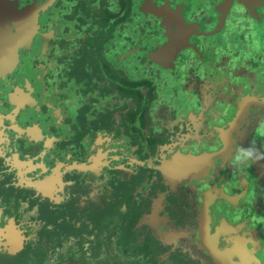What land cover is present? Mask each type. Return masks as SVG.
Instances as JSON below:
<instances>
[{
	"label": "flooded vegetation",
	"instance_id": "flooded-vegetation-1",
	"mask_svg": "<svg viewBox=\"0 0 264 264\" xmlns=\"http://www.w3.org/2000/svg\"><path fill=\"white\" fill-rule=\"evenodd\" d=\"M9 1L21 12L42 9L39 31L20 48L16 69L0 78V264H50L59 249L58 264H89L78 259L83 252L93 257L98 247L108 255L107 264H150L146 248L158 264H179L188 257L198 264H264V7L251 13L238 0L230 11L226 0H124L133 23L120 36L137 45L135 52L143 43L145 60L151 61L149 43L156 50L168 42L163 20L146 13L145 5L157 10L168 5L187 25L214 34L190 40L198 50H183L168 72L151 65L145 73L168 91L169 96H160V108H170L174 122L192 117L194 124L206 126L214 116L220 126L201 135L179 133L166 126L162 115L156 113L153 124L151 111H143L140 120L149 128L140 130L142 141L134 142L127 132L122 150L112 144L102 158L105 149L93 150L92 133L99 122L93 115L94 96L106 89L112 67L103 49L113 30L108 31L106 20L98 32L103 39L96 59L94 18L111 13V0ZM236 27L245 29L242 35ZM166 75L177 77L168 87ZM215 100L219 116L203 117L204 107ZM219 128L227 132L221 136ZM46 146L54 147L51 155L61 162L32 165L30 160ZM203 152L213 159L200 180L183 176L177 182L167 176L169 164L173 171L183 166L172 160L177 153ZM208 194L213 201L203 234Z\"/></svg>",
	"mask_w": 264,
	"mask_h": 264
},
{
	"label": "crops",
	"instance_id": "crops-1",
	"mask_svg": "<svg viewBox=\"0 0 264 264\" xmlns=\"http://www.w3.org/2000/svg\"><path fill=\"white\" fill-rule=\"evenodd\" d=\"M112 11L110 15V21L108 20V31L113 30V34L108 37V44L105 45V49H103V52L108 55V62L111 64V70L108 68V82L105 84L106 89L104 90V87H101L102 91L99 89L96 90V95L95 97V108L93 109V115L94 118L99 121L98 126L92 133V139L95 141V146L93 147V150H106L105 156H101L102 158H106L108 154V149L109 151L112 150L114 145L115 150L121 151L124 143L128 141L129 136L127 135V130L132 129L131 127L138 128L134 123H131V127L128 124V117H129V112L132 111L133 107L135 108L134 110L138 109V104L136 105V102L132 96V94L135 92V89H137L139 86L143 89L144 94L149 98L151 96V99H149V103L151 104V108L149 111H151V116L153 115L152 118H150L153 121V124H155L156 120L158 119V116L155 120L154 115L158 112L157 115L160 114L162 117L165 118L166 121V126H169L170 128H175L180 129V132H185L188 131L190 133L196 132L201 135L202 132L206 133V130H208L210 127L214 128L216 126L219 127L220 125H216L219 122L217 121L218 119H213L208 120V125L203 126L201 123L199 124L196 122L194 124V119L192 117H188L187 120L180 119L178 117V122H174V119H171V116L169 115L170 110L168 109L166 111V107L164 109L160 108V101L162 98L160 96H169V93L165 88L164 85L159 84L158 80L154 76L146 75L145 70L146 68H151V65H156L158 67H161L162 69L165 68L164 70H167V72L171 69H173V64H171V51L167 50H161L158 52L156 55L154 61L151 62L148 60H145V51L142 49L144 44L142 43L141 48H139L136 52V48H132L133 46L137 47V45H134V43L130 42L126 44L125 38H121V32H126L125 29H130L133 20L131 18H128L126 20V12H123V4L122 1L120 4L115 5L112 3ZM122 5V6H121ZM128 8V7H127ZM143 10L146 12L149 11L148 6H144ZM135 12V11H134ZM124 13V14H123ZM135 15V14H133ZM130 16H131V11H130ZM264 23V22H263ZM190 26L192 25H186L184 26L185 31L187 32V29H191ZM99 31H96L94 40L98 39L95 44V53H96V59L100 58V44L103 39V36L100 38L98 37ZM168 33V32H167ZM144 39V38H143ZM144 41V40H143ZM152 43V42H151ZM149 43V44H151ZM154 44V43H153ZM150 46L148 49L149 51L154 50V46ZM141 45V44H140ZM160 46L163 44H159ZM162 48V47H161ZM140 49H142L140 51ZM108 51V52H107ZM140 51V52H138ZM134 53L133 56H131ZM139 53V54H138ZM151 62V63H150ZM98 67V66H97ZM99 69V68H98ZM249 69V68H248ZM150 71V70H149ZM99 73V70H98ZM161 73H163L161 71ZM169 75V73H168ZM99 76V74H98ZM167 76V75H166ZM179 80H183L182 77H179ZM165 79L166 85L168 87L171 80L177 79V77H169L167 76ZM148 82V85H147ZM154 84L155 89H153V86L150 84ZM174 85V84H173ZM176 85H174L175 87ZM123 90V91H122ZM103 92L105 93L104 96L102 95ZM171 94V93H170ZM156 95L159 97L156 98ZM99 96H102L99 98ZM175 95H171V97L174 98ZM179 99V98H178ZM181 103V102H180ZM208 102H204V105H206ZM215 103V104H213ZM182 104V103H181ZM209 104V103H208ZM183 105V104H182ZM220 103L218 101H214L210 103V105H206L204 107V116H208V113H214L215 118L219 116L217 114L219 112V107ZM163 111H166L164 114L162 113ZM125 112V113H124ZM217 114V115H216ZM196 114H190V116H195ZM213 115V114H212ZM211 115V116H212ZM209 117V116H208ZM108 120V122H106ZM198 120V119H197ZM196 120V121H197ZM114 121V122H113ZM180 123L178 126L177 124ZM185 121V123H183ZM123 122V124H122ZM132 122V121H131ZM187 122H190L189 124ZM113 123V125H111ZM140 123V122H139ZM163 126V122L161 123ZM169 124V125H167ZM215 125V126H214ZM103 126L102 130L101 127ZM153 127V126H150ZM218 130V128L216 129ZM102 132V133H101ZM68 134H72L71 131H68ZM223 134L221 133V136ZM111 136V137H110ZM84 136L83 134H80L79 138L82 139ZM108 137H110L108 139ZM114 138V139H113ZM104 150V151H105ZM174 149H170L169 153L173 151ZM157 149L155 150V152ZM42 154L40 156H33V158L30 160L32 165H34V162H47L49 165L51 164L53 166V162L56 165L61 162L59 157H55V155H51L52 153L55 154L54 147H44V150H42ZM201 152L200 150H197L196 153ZM101 153V152H99ZM157 153V152H156ZM195 153V154H196ZM182 157L180 155L176 158V160H180L182 162L185 161V157L187 155H191L190 153L186 154L183 153ZM98 156V157H100ZM156 156V154H154ZM184 157V158H183ZM101 158V159H102ZM181 158V159H179ZM46 166V165H45ZM49 168V167H48ZM33 170V169H32Z\"/></svg>",
	"mask_w": 264,
	"mask_h": 264
},
{
	"label": "water",
	"instance_id": "water-1",
	"mask_svg": "<svg viewBox=\"0 0 264 264\" xmlns=\"http://www.w3.org/2000/svg\"><path fill=\"white\" fill-rule=\"evenodd\" d=\"M235 0H226V7L233 5ZM252 5L245 2V0H238V2L246 7V9L254 13L259 8L264 7V2H259V0H249ZM258 1V3H256ZM253 4H255L253 6ZM17 5L9 0H0V78H4L6 75L12 73L19 61H20V54L19 50L21 47H24L27 42L33 41L37 31H39V11L42 9L41 6L39 7H27L21 11L17 9ZM149 11L146 13L154 15L158 17V19L163 20V25L161 26L162 29L169 32L171 36L165 35L167 37L168 42L164 45L159 46L156 50L152 51L148 57L151 61L155 62L154 59L159 51L167 50L171 51V64H175L177 62L179 54L188 48H194L198 50L196 45H191L190 40L196 37H202L204 35H212L213 33H206L204 28L200 25H192L197 29V33H190L189 31L184 32V26L187 24L184 22V19L180 18L176 11L170 12L168 5L165 6L164 9H158L157 6L153 5ZM226 8V9H227ZM230 8V7H229ZM228 8V9H229ZM158 11V12H157ZM161 11V12H160ZM230 11V9H229ZM228 11V12H229ZM160 12V13H159ZM228 12L226 11L223 13L218 30L221 31L225 27L226 17ZM10 23L14 24L13 27L10 26ZM188 26V25H187ZM16 30L14 32L13 30ZM189 33V34H188ZM188 34V37L185 35ZM214 35V34H213ZM185 44V45H184ZM162 47V48H161ZM165 69V68H163ZM243 109V108H242ZM241 109V110H242ZM241 115V112L238 113ZM238 120L237 118L233 121L236 123ZM234 123H230V127L232 128ZM220 132L223 134L227 132L225 129L219 128ZM225 131V132H224ZM224 135V134H223ZM224 143V140H223ZM223 152V148L221 149ZM217 156L219 152L214 153ZM221 154V152H220ZM180 155L177 153V156H173L172 160L176 161V158ZM185 161L182 163L183 166L180 170L173 171L171 168V164H169V169L171 173L168 171L166 172L167 176H173L175 181H179V178H186L193 179V180H200L201 176L206 172H209L212 168V159L213 155L208 153H201L199 155H187L184 156ZM81 169L86 168V164L80 166ZM182 174V175H181ZM205 206L203 208V214L201 216V228L202 233L206 234L209 227V207L211 205V201H213V196L208 194L205 199ZM225 252V251H224ZM213 256L216 258V262L220 261L216 257V253H212ZM225 257H229L228 254L225 252ZM222 263V262H221ZM224 264V263H223Z\"/></svg>",
	"mask_w": 264,
	"mask_h": 264
},
{
	"label": "rangeland",
	"instance_id": "rangeland-1",
	"mask_svg": "<svg viewBox=\"0 0 264 264\" xmlns=\"http://www.w3.org/2000/svg\"><path fill=\"white\" fill-rule=\"evenodd\" d=\"M118 1L124 2V0H111V2L113 4H115V5L118 3ZM128 4L129 3H127V5ZM126 9H127V7L123 6V12H126ZM111 14L112 13H109L108 12V14H107L105 12V13L101 14V16H98V18H94L95 20L97 19L96 20V25L94 26V28L96 27V30H94L95 32L96 31L101 32V30L104 27L105 23H107L106 20H109L110 21V15ZM87 15L90 16L91 15V11H88L87 12ZM126 15H127L126 20H127L129 18V16H130V12L129 13L126 12ZM244 30L245 29L239 30L237 27L235 29V31H237L241 35L243 34V31ZM145 32H148L147 31V28H146V31ZM253 32L255 33L254 30H253ZM103 33H104V31H103ZM252 35L254 37V34L250 33L251 38H252ZM258 36H259V33H258ZM260 41H263L264 42V30H260ZM149 42H151V41H149ZM152 44H153V42L151 43V45ZM94 65H96V63H94ZM147 85H148V82H147ZM150 85L153 86V89H155V87H157L159 84L157 86H154V84L151 83ZM143 89H144L143 87L141 88L139 86L137 89H135V92L132 94V96H133V98H134V100L136 102V105L138 104V109L137 110H134L135 108L133 107L132 108L133 110L128 113L129 114V117H128L129 119L127 120L130 127L132 126L131 123H134L136 126H138V129H136L134 127H131L132 129H128V131H127L128 134H130L133 137V141L136 142V143H140L142 141V138H141L142 134H141L140 130L141 131H148V128H149L146 125V123L148 124V122H146V123L143 122L142 123V121L140 120V115L143 113V111L148 114L149 113V110L151 108V104L149 103V98L144 94ZM168 109L170 110V108H167V110ZM166 111H163L162 113L164 114ZM122 124H123V122H122ZM111 125H113V123ZM133 129H136L137 132L139 131V133L134 132ZM23 248H24V246H23ZM60 252H61V249H59V250L56 251V253L53 255V262H51L50 264H58V259H60L59 258ZM92 252H93V257H91V258L84 257L85 254L83 252L82 256L78 259V261H81V262L87 261L89 264H107L108 255L106 254L105 251H102V248L101 247L96 248V250H94ZM156 256H157V254H156ZM177 256L180 257L179 255H177ZM176 259H179V258H176ZM183 259L184 258L179 259V261H180L179 264H198V263L192 262L189 257L188 258H185L184 260ZM101 260H103L102 262H104V263H100ZM161 261H164L165 263L167 262L166 260H164V258H161ZM43 263H45V262L42 261V263H40V264H43ZM158 263H159V261H157V260L154 259L152 264H158ZM167 263L169 264V262H167ZM78 264H87V263H78ZM140 264H142V263H140Z\"/></svg>",
	"mask_w": 264,
	"mask_h": 264
},
{
	"label": "trees",
	"instance_id": "trees-1",
	"mask_svg": "<svg viewBox=\"0 0 264 264\" xmlns=\"http://www.w3.org/2000/svg\"><path fill=\"white\" fill-rule=\"evenodd\" d=\"M112 30H114V29H112ZM151 251H152V249H150V248H146V250H145V256L150 259V264H152L153 260H154Z\"/></svg>",
	"mask_w": 264,
	"mask_h": 264
},
{
	"label": "bare ground",
	"instance_id": "bare-ground-1",
	"mask_svg": "<svg viewBox=\"0 0 264 264\" xmlns=\"http://www.w3.org/2000/svg\"><path fill=\"white\" fill-rule=\"evenodd\" d=\"M245 2H247V0H245Z\"/></svg>",
	"mask_w": 264,
	"mask_h": 264
}]
</instances>
